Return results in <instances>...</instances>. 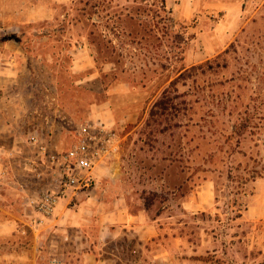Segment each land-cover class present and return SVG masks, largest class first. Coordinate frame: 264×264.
<instances>
[{
  "label": "rangeland",
  "instance_id": "obj_1",
  "mask_svg": "<svg viewBox=\"0 0 264 264\" xmlns=\"http://www.w3.org/2000/svg\"><path fill=\"white\" fill-rule=\"evenodd\" d=\"M118 80L138 120L112 128L89 190L38 214L34 132L70 149ZM247 107L264 114V0H0V264H264V120L233 132ZM118 202L144 222L103 228Z\"/></svg>",
  "mask_w": 264,
  "mask_h": 264
},
{
  "label": "built area",
  "instance_id": "obj_2",
  "mask_svg": "<svg viewBox=\"0 0 264 264\" xmlns=\"http://www.w3.org/2000/svg\"><path fill=\"white\" fill-rule=\"evenodd\" d=\"M113 129L105 123L98 125L81 124L77 132V141L65 151H51L34 132L31 141L39 146L38 158L31 162L33 170L41 164L50 171L51 182L31 200L35 212L44 217L53 216L60 200L72 193L77 197L80 192L89 190L94 185V169L96 164L109 156L115 145Z\"/></svg>",
  "mask_w": 264,
  "mask_h": 264
},
{
  "label": "crops",
  "instance_id": "obj_3",
  "mask_svg": "<svg viewBox=\"0 0 264 264\" xmlns=\"http://www.w3.org/2000/svg\"><path fill=\"white\" fill-rule=\"evenodd\" d=\"M76 46V45H75ZM90 50L87 45L81 44L75 47V50H77L76 58L74 59V62L79 63L80 60L83 58H86V63H91V66L93 64L92 60L93 57L91 55L84 54L82 57H80L81 53L84 51ZM114 63L112 61H107L105 63V67L109 66ZM82 69H86L81 67L79 70L76 71H82ZM109 71H113V66L110 68ZM90 79V78H89ZM106 94L104 96V99L101 101H97L93 104V114L94 116H98L100 119H102L105 124L111 128H114L115 126H127L130 123H134L135 120H138V116L140 114V109H137L136 107L125 104L123 105H118L116 102V99L118 97L120 98H128L131 95L132 89L128 83L122 80L116 81L114 84L111 86H108L107 89L105 90ZM111 171V169H110ZM263 180H257V187L258 191L260 190V186H264ZM257 194L254 195L256 197ZM256 198H254L255 200ZM255 202V201H254ZM252 203V205L249 206V208L246 210V217H249L251 212L253 211V207L255 203ZM191 209H194L199 207L202 211L207 210L209 208V205H205L204 203H197V205H194L193 202L190 205ZM261 209L264 210V203L261 206ZM112 212H115V215L117 217L116 220H109V216H105L101 218L102 222V227L107 228L108 225L112 226L113 223L116 222H121L124 223V227L133 225L134 227H137V223L141 224L144 222L142 214L139 213H128V208L123 207V203L118 202L116 207L112 208ZM111 228V227H110ZM90 255H88L89 259ZM92 264H100V261H98L96 258L94 259V263Z\"/></svg>",
  "mask_w": 264,
  "mask_h": 264
},
{
  "label": "trees",
  "instance_id": "obj_4",
  "mask_svg": "<svg viewBox=\"0 0 264 264\" xmlns=\"http://www.w3.org/2000/svg\"><path fill=\"white\" fill-rule=\"evenodd\" d=\"M254 22H255V20H254ZM238 51L239 50H238L237 46L235 44H231L228 48H226L222 53L219 54V57H222V56L226 57V56L230 55L232 52H238ZM226 61H227V59H226ZM201 66H203V65H201ZM201 66H199V67H201ZM219 66H220V64H219ZM226 66H228V64L224 65V67H226ZM192 68H195V67H192ZM174 83L175 82L173 81L172 85H174ZM175 98H177V96ZM173 100H174V98L167 97V91H164L162 98L155 103L154 110L152 111V117H155V115H156L155 109H162L165 111L168 110L169 106H170V102ZM253 101H254V99H253ZM254 109H255V111H257L258 110L257 106L254 107ZM245 114H247L248 116H246L245 118H243V116H242V119H241L242 122H240V125L235 126L233 129V132L236 135H238L239 137H241L243 135L244 131H247V128L250 127V125L253 122L252 121L253 119H258L260 121L264 120V114H263V116H256L257 112H254L251 114L249 107H247ZM254 125H256L257 128L260 127L259 123H254ZM250 132H252L253 134H256V130H252Z\"/></svg>",
  "mask_w": 264,
  "mask_h": 264
}]
</instances>
